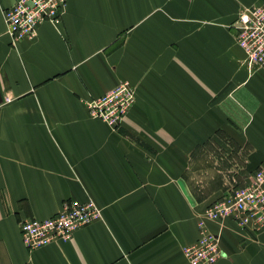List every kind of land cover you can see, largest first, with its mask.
<instances>
[{
  "label": "crops",
  "instance_id": "obj_1",
  "mask_svg": "<svg viewBox=\"0 0 264 264\" xmlns=\"http://www.w3.org/2000/svg\"><path fill=\"white\" fill-rule=\"evenodd\" d=\"M14 1L0 0V264H187L180 249L225 194L211 136L244 150L245 173L264 163V69H246L228 29L260 0H65L58 23L12 43ZM119 82L134 100L111 130L82 101ZM63 201L100 219L27 251L18 222ZM203 227L215 264H264V230Z\"/></svg>",
  "mask_w": 264,
  "mask_h": 264
},
{
  "label": "built area",
  "instance_id": "obj_2",
  "mask_svg": "<svg viewBox=\"0 0 264 264\" xmlns=\"http://www.w3.org/2000/svg\"><path fill=\"white\" fill-rule=\"evenodd\" d=\"M64 4L65 0H15L12 6L1 10L11 42L31 39L40 23H58ZM233 28L236 44L243 53L242 64L248 70L264 69V0L242 15ZM133 100L132 88L126 82H119L101 96L82 103L91 119L116 130ZM225 218L231 219L241 230L255 234L264 230V165L252 172L241 188L223 195L203 210L195 242L180 249L187 264H215L220 257L217 237L202 226L204 221L217 222ZM99 219L100 212L92 202L63 201L52 217L43 220L25 218L17 225L21 244L27 251H32L55 241H67L75 230Z\"/></svg>",
  "mask_w": 264,
  "mask_h": 264
},
{
  "label": "rangeland",
  "instance_id": "obj_3",
  "mask_svg": "<svg viewBox=\"0 0 264 264\" xmlns=\"http://www.w3.org/2000/svg\"><path fill=\"white\" fill-rule=\"evenodd\" d=\"M252 7H254V5H250L246 7L243 6V7L238 8L236 17L228 25L229 31H233V34L231 35L233 45L237 46L236 34H235V31L232 25L235 22H237L242 15L249 13ZM230 28L232 30H230ZM211 137L214 138V140L219 143L218 144L219 146L216 149L213 148V151L211 152V154H212L213 160H217V162L219 161V164L216 165V167L218 168L221 167L222 175L224 176L223 178V187L225 189L224 195H226V194L232 193L234 190L241 188L243 185H245L248 182V179L250 175L252 174V172L245 173V171L243 170L241 156L243 155V157H245L246 153L244 152V150L242 153L236 152L237 147H235L236 145L230 136L222 135L218 131L216 135L211 136ZM243 149H245V146L243 147ZM261 165H264V163H260L257 166V168Z\"/></svg>",
  "mask_w": 264,
  "mask_h": 264
}]
</instances>
